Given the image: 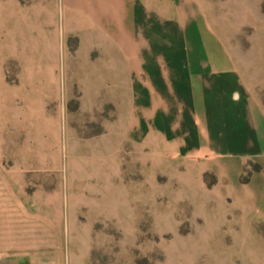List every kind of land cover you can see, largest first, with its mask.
<instances>
[{
	"label": "crops",
	"instance_id": "1",
	"mask_svg": "<svg viewBox=\"0 0 264 264\" xmlns=\"http://www.w3.org/2000/svg\"><path fill=\"white\" fill-rule=\"evenodd\" d=\"M213 3L79 0L80 31H61L49 10L52 36L40 26L30 33L36 54L19 58L32 68L30 75L21 74L14 83L0 70V264H68L73 221L64 210L63 196L51 183L45 187L47 195L35 191L28 197L25 175L36 170H11V158H19L20 152L6 144L10 125L18 129H13L11 143L24 136L16 105L29 111L24 120L33 131L44 103L52 105L59 119L70 116L72 86H63L52 52L77 56L83 46L88 48V62L77 81L81 107L113 112L99 134H117L112 154L100 162L104 183L120 184L116 173L121 174L122 149L144 170L168 161L191 163L186 174L192 176L195 203L210 210V233L224 240L214 264H264V103L259 96L264 69L256 68L254 54L263 36L245 17L250 3L256 20L264 14L261 0L238 2L245 25L254 30L252 45L238 60L212 25ZM68 34L79 37L74 53L62 39ZM28 154L41 168H59L60 158L52 152L36 157L30 148ZM253 165L260 169L243 182L245 169ZM34 184L42 186L41 178ZM114 217V210L106 216L107 221Z\"/></svg>",
	"mask_w": 264,
	"mask_h": 264
},
{
	"label": "rangeland",
	"instance_id": "2",
	"mask_svg": "<svg viewBox=\"0 0 264 264\" xmlns=\"http://www.w3.org/2000/svg\"><path fill=\"white\" fill-rule=\"evenodd\" d=\"M233 1L213 0L210 18L216 32L222 34L233 54L241 60L244 50L252 45L250 36L254 30L243 21L237 8L240 0ZM78 3L79 0H0V70L10 82L15 83L21 74L28 76L32 72L28 64L19 60L23 53L36 54L30 33H36L38 26L49 36L55 32L54 25L52 28L49 25V10L61 31H80ZM261 4L264 14V0ZM251 8L250 3L245 17L250 26H258L257 33L263 36L254 51L256 68L260 70L264 69V17L256 20ZM62 39L74 53L79 37L68 34ZM87 49L83 46L77 56H70L56 54L51 48L63 86L66 82L72 86L67 103L70 116L59 119L58 112L51 111L52 105L44 103L33 131L32 124L24 120L29 111L16 105L15 113L23 118L20 128L24 136L21 142L11 143V137L16 136L13 129H18L10 125V143L6 148L14 144L16 152H20L19 158H11L10 169L22 166L25 170H36L25 175L28 197L40 191L42 196L47 195L49 184H56L64 198V210L73 221L71 236L67 238L68 264H214L215 255L225 248L224 240L210 233L213 228L210 210L200 209L195 203V189L190 187L192 176L186 174L192 170L191 163L168 161L144 170L132 163L122 149L121 174L116 173L120 184L109 187L99 176L100 162L105 154H112L111 146L117 142V134L112 130L99 134L113 112L81 107L77 81L87 68ZM49 63L46 59V67ZM259 96L264 103V88L259 89ZM30 148L36 150V157L39 153L57 155L59 168L53 169L50 165L41 168L38 159L28 154ZM38 178L43 183L40 187L34 184ZM112 210L115 220L107 221L106 216Z\"/></svg>",
	"mask_w": 264,
	"mask_h": 264
},
{
	"label": "trees",
	"instance_id": "3",
	"mask_svg": "<svg viewBox=\"0 0 264 264\" xmlns=\"http://www.w3.org/2000/svg\"><path fill=\"white\" fill-rule=\"evenodd\" d=\"M255 169L256 170L260 169L259 165H253L251 169L246 168L245 171H244V174L242 175V181L243 182L249 181L251 173H252V170H255ZM207 178H208V176H207Z\"/></svg>",
	"mask_w": 264,
	"mask_h": 264
}]
</instances>
